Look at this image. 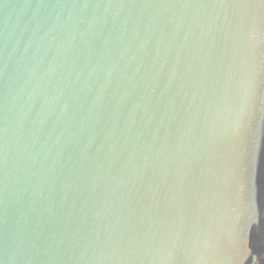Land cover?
I'll use <instances>...</instances> for the list:
<instances>
[{
    "label": "water",
    "instance_id": "95a60500",
    "mask_svg": "<svg viewBox=\"0 0 264 264\" xmlns=\"http://www.w3.org/2000/svg\"><path fill=\"white\" fill-rule=\"evenodd\" d=\"M0 264H264V0H0Z\"/></svg>",
    "mask_w": 264,
    "mask_h": 264
}]
</instances>
